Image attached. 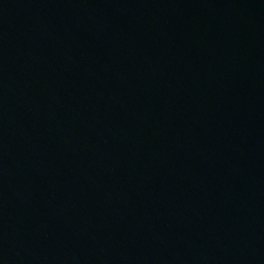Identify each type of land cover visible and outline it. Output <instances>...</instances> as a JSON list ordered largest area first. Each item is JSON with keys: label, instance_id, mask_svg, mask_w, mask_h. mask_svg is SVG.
I'll return each mask as SVG.
<instances>
[{"label": "water", "instance_id": "water-1", "mask_svg": "<svg viewBox=\"0 0 264 264\" xmlns=\"http://www.w3.org/2000/svg\"><path fill=\"white\" fill-rule=\"evenodd\" d=\"M0 264H264V0H0Z\"/></svg>", "mask_w": 264, "mask_h": 264}]
</instances>
